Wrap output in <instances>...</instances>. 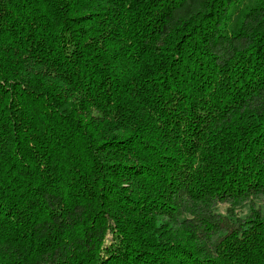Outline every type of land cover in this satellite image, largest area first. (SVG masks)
Instances as JSON below:
<instances>
[{
	"label": "trees",
	"instance_id": "obj_1",
	"mask_svg": "<svg viewBox=\"0 0 264 264\" xmlns=\"http://www.w3.org/2000/svg\"><path fill=\"white\" fill-rule=\"evenodd\" d=\"M0 264H264V0H0Z\"/></svg>",
	"mask_w": 264,
	"mask_h": 264
},
{
	"label": "rangeland",
	"instance_id": "obj_2",
	"mask_svg": "<svg viewBox=\"0 0 264 264\" xmlns=\"http://www.w3.org/2000/svg\"><path fill=\"white\" fill-rule=\"evenodd\" d=\"M216 212L220 215H225L226 213V207L225 206H222L220 205L217 209H216ZM249 214V209L246 208L244 209L240 214H239V217L240 218H246Z\"/></svg>",
	"mask_w": 264,
	"mask_h": 264
}]
</instances>
